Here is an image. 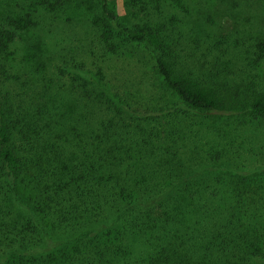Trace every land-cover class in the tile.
Wrapping results in <instances>:
<instances>
[{
	"label": "trees",
	"instance_id": "trees-1",
	"mask_svg": "<svg viewBox=\"0 0 264 264\" xmlns=\"http://www.w3.org/2000/svg\"><path fill=\"white\" fill-rule=\"evenodd\" d=\"M182 1L34 46L73 0H0V264H264V88L179 45Z\"/></svg>",
	"mask_w": 264,
	"mask_h": 264
},
{
	"label": "rangeland",
	"instance_id": "rangeland-1",
	"mask_svg": "<svg viewBox=\"0 0 264 264\" xmlns=\"http://www.w3.org/2000/svg\"><path fill=\"white\" fill-rule=\"evenodd\" d=\"M83 1L90 4L99 0H73L66 9L51 13L61 16L52 28L55 35L38 37L34 46H98L87 17L77 8ZM107 1L125 22L134 21L125 10L124 0ZM163 16L179 45L198 58L204 57L207 66L218 64L217 70L223 73L227 67L229 77L243 74L264 88V0H184L179 6L165 8ZM125 65L131 72L130 81L135 82L137 58L127 59ZM225 74L228 76V71Z\"/></svg>",
	"mask_w": 264,
	"mask_h": 264
}]
</instances>
